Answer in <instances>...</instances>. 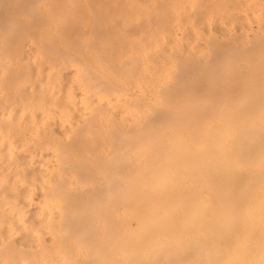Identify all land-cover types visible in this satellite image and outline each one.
I'll use <instances>...</instances> for the list:
<instances>
[{"label": "bare ground", "instance_id": "6f19581e", "mask_svg": "<svg viewBox=\"0 0 264 264\" xmlns=\"http://www.w3.org/2000/svg\"><path fill=\"white\" fill-rule=\"evenodd\" d=\"M36 1L37 0H0V60H2L3 62H10V63L13 60L18 62H22L24 60L29 62L32 60L33 62H35L34 59H32V57L33 55H37L38 53L37 54L31 53L33 55L29 54V51L27 50L28 41L29 40L33 41L34 38H36V40L40 39L38 40L40 44L37 42V44H39V48L32 46L34 45V43H36L35 40L34 43L32 41H31L32 43L29 41L32 44L30 45V47H32L33 50L35 49V53L37 52L36 48L41 49L40 47L42 45L44 46V49H42L41 54H38L37 56L39 57L41 55L40 60L41 59L44 60L42 61L43 66L40 67L37 71V78H40V81L36 82L33 85L34 88L32 89L31 97L29 98L24 95V93L26 92L25 84H27L28 77L22 74L21 69L20 70L18 69L16 71V79L19 80L17 81V88L14 91H10V92L7 91L9 93L6 99L0 101V104L3 107L2 109H0L1 110L0 111V163L11 162L9 163V165L13 164L15 166V169H13V173H18V175L22 174L24 176L32 175L34 180H38V181H40V179L43 180V182L41 181L40 183L34 182V184L40 189L39 191L33 192L30 191L32 189H30L29 187L23 186L22 189L12 192L14 195H16V193L22 194L21 198L23 197L22 198L23 201L22 199L21 201L24 204L22 202H19L18 203L19 206L18 204L15 205H17L18 207H20L21 203H22L21 205H25L24 208L26 209L28 208L27 209L28 212L24 208L22 209L18 208V209L22 211L23 209L25 210L23 213H21L24 214V217L26 214L29 213L28 216L26 215L27 217H29L28 218L29 224H31L30 222H32L35 228L37 227L38 228L33 229L32 227L33 230L27 229L30 226L28 222H26V227L21 225L20 226L21 228L25 227V230L24 228L22 230L24 232L21 231L20 236L17 235L19 236L18 238H16L15 236L16 234H15L14 236L16 238V241L14 239L13 240L16 242L15 243L16 245L15 247L14 246L12 247L11 245L14 242H11L12 244H9L10 242H8L6 243L8 244L7 245L8 248L11 247L14 248L15 251L18 250L19 252H21L20 255L22 253H25L24 256H27V258L29 257L31 258L34 255V252L36 255L37 254L36 251H38L39 254L40 252L41 254L43 252L46 254V257L44 253L43 256L41 254L39 257L37 256L38 258H35V256H33V258L36 259L37 262H35L36 260H33V258L32 259L29 258L31 263L29 262L26 263L25 261H23L24 264L25 263L36 264L38 262L40 263L41 260H43V264H208V262L212 263L211 261H214L213 264L215 263L217 264V262L219 263L221 260L223 261V262L221 261V263L225 264L224 260H226V264H227L228 258H231V260H229L228 263H230L231 261H233L234 263V260L236 261L238 257H241L238 254L241 255L244 252L243 250L241 252L240 251L241 249L239 250L240 252L236 249H233L232 248L233 244H236L238 239L241 240H239L237 243L241 244L240 242L243 241L242 239L243 236H246L244 237L246 239L248 236V239H251L250 244L246 240H245L246 242L243 241L242 243H248L247 246L251 245L249 249L247 248L248 250H245L246 247L243 248L245 246L244 244H243L244 246L239 245L245 251H247V254L246 253H244V255L242 254V259L239 258L241 259L240 262L241 263L243 262L244 264L245 260L242 261L244 256H247L248 258L246 257L245 258L247 260L250 259L249 261L255 264H257L261 259H264V240L262 239L264 238L263 237L264 228L255 227L256 225L257 226L261 225V224L259 225V222L256 221L258 217L262 218L261 216H263L264 213L262 212L263 213L262 214L261 212H259L261 216L260 215L257 216L256 214L257 219L256 221H254L257 224H255V226L253 227L256 228L257 231L261 230L260 231L261 234L260 232H258L260 235H262L260 236L258 234L259 238L253 235H252L253 237H251L250 233L252 231L255 232L256 230H254V228H248V230L246 228L245 230L244 229L245 224H240V225H243L241 226L243 227L241 229L247 231V235H245L246 233L242 234V232H240L241 230L238 229L240 225L236 224V222H238V220H236L237 218H235V220L233 218L236 216L239 217V213L245 210L247 212L246 213L244 211L246 213V216L249 218V220L250 218L252 220V218L255 216L254 215L255 212H258L255 206L258 205L260 208V205L262 204L261 207H264L263 206L264 204V135H263L264 134L263 132L264 131V109H263L264 100L263 99L264 98L261 99L264 96L263 93L264 84L263 83L261 84L262 90L260 89V86L257 87V90L260 91V94L259 92L255 93L257 95L252 94L251 96L252 98L248 97L250 98V101L249 99L246 98V100L249 102L248 104L247 101H245L244 104L232 103L233 105L232 104L231 105L233 106V111L231 110L229 111L226 108H225L226 111L223 110L224 109L223 107L227 106L228 105L227 103H229L227 100L230 99L231 97L224 98L226 94H223L224 96L223 98L226 100L224 101V99L223 100L221 99L222 100L221 102L222 104H221L219 100L220 98H222V96L220 95L221 97L219 96L220 98L218 100L217 93H220V91L221 93H224L225 91L227 92L228 90H231L230 88H232L233 90V87L237 88V90L240 88L234 86V84L230 87L227 83L223 82L225 85L221 83L223 80L220 79H222V76L225 78V75L223 74H225L226 72V70L223 67L224 66L223 64H225L226 61H228L229 57H225L226 53H223L225 56L224 55L221 56V58L223 57L221 59L219 57L220 56L219 53L218 55L217 53L214 54L213 52L216 51L218 52L219 50V48L216 45L215 48L217 47L218 49L216 51L211 52V54L213 53V55H211V58L216 59L219 57L220 59L217 60L219 61L221 60L223 61V63L221 64L220 63L221 61L218 62L217 60H215V62H217L216 64L214 62V59H208L209 61L212 60L210 63L213 62L212 64L209 63L210 67L209 69H207L208 71L200 70L203 72V73L201 72L202 77L203 76L208 77V80H204L205 77H203V79L196 78V80H198V84L195 83V86L197 84L196 87H192V86L191 88L187 87L186 82L187 79L188 82L191 81L189 80L191 75H192L191 79L194 76L193 79L194 82H195V76L196 75L200 76L199 75L200 71L197 69L198 67H200L198 64L200 55L198 54L195 53L193 54L195 55V57H197L198 55L197 58L199 59H196L198 60L197 62L193 60H192L193 62H190V60L187 59L189 61L188 62L186 59H181V62L183 60L184 63L187 62L186 66L180 62L182 64V66L179 65L180 68L181 67L184 68L182 70L178 66H176L177 64L180 63H177L176 65L175 64L172 65V66L175 65L176 68H178L180 71L179 72L178 69H174V71L177 70V72L171 71L174 72L173 75H176L175 76L176 78L171 75L170 71L168 72L164 71L163 74L159 73L158 75L159 77L157 78V76L155 75L156 74L155 72L157 70L154 71L155 74L153 76L157 78L155 79L156 81L159 80L158 81L159 83L161 82L163 83L164 79H166V75L168 76V73L170 72V76L173 77V79H175L174 82L172 80L174 85L173 84L171 85H173V87L170 85V82H168L171 81L169 80V76L167 78L168 84L166 83V80L163 84L164 85L167 84L168 87L169 85L172 88L175 87L174 90L176 91V93H174L175 92L174 91L173 94L178 95L177 92L179 94L180 93L182 94L183 92L189 91L188 92L190 93L189 96L182 94L185 97L184 96L182 97L181 95V97L178 96L172 98L170 95H168L174 101L168 100V102L166 103L164 102L160 103L162 102L161 101L162 99H160L159 102L158 99L160 98L159 95L162 94V98L165 97L163 95L164 92L163 91L160 94H158L157 92L153 93V94H158V97L157 95H155L157 97V100L155 98L153 101H151L150 98L155 97L151 93L154 91L161 92L160 90L162 89L157 90L159 86L156 88L157 84L156 81L153 79L150 80L155 81V83L153 82V84H156L155 87H153V84L152 86H150L152 81L148 86V80L149 78H152L151 76L153 74L151 70L152 67L150 66L151 63H149L148 61L151 69H148V67L144 63L145 64L144 66L147 67L146 70L150 71V74L148 72L147 75H151L150 77H148V80L146 79L147 80L146 81L144 79L146 78L145 76L143 78L140 77V74H138L139 71L138 73H136V75H139L140 79L146 82L143 83L147 85L146 86L147 89L145 87H141L142 89L139 87V89L141 90L140 93L144 95L143 93L144 88L146 89L147 92L149 91L148 89H151L152 87H153L152 89L155 88L156 89L151 92L149 91L150 94H147L148 95L147 97H146V93L145 96L137 97L136 96L138 94L137 92H136L137 94L134 96L132 95L130 96V94H128V96L126 95L125 97H120L119 95L120 93H122V91L118 92V90L122 88L120 87L121 85H123L122 83L124 82V88L125 85L126 88L127 85L131 87L132 85L130 86V84L132 83L125 84V80L121 78L120 80H122V83L119 85L118 88L117 84H119L120 82L110 78L111 79V81L109 79L110 86L111 84H115V81L118 82L116 84L118 89L115 88V90H117L116 93L117 92L119 93V95L117 93L118 95L117 97V95H115L116 93L115 94L113 93L114 91L112 92L109 91V89H111L112 86L109 88H105L108 87L107 85L109 84H107L108 80H106L107 73L105 74L103 72L106 71L104 67L107 66L108 64L107 62L109 61L106 62L104 61L103 65L101 64V66H104L103 67L104 70L103 68L101 69L103 70L102 73L105 74L104 77H106V79L103 77L102 73H100L101 71L99 70L101 69H98V67L94 66L96 65V62L94 65H92L93 63L91 62L92 64H90V62L88 61L89 63L84 62L82 65L80 63L82 60L79 61V64H77V61L80 60L78 59L76 60L75 66L71 68L72 64L74 65L73 62H75V59L74 61L73 59L70 60L71 59L70 57L72 55L71 53L73 51L79 52V49L83 46L82 44L80 45L79 43L78 44L81 47L78 46L77 44L78 40L75 43V41H72L73 38L69 39V37L71 36L68 37V35L73 34L74 31V30L72 31L73 22L75 23V25L80 24V23L76 24L77 19L76 21L71 20V22L73 21L72 23L67 22V24H71L69 25L71 31L70 30L67 31L66 28L65 29L63 28L64 30L67 31L64 32L67 33V36L63 35L64 37H68L66 38L67 39L66 41L69 42L72 41L70 44L72 45V43H74V46L76 47L75 50H73L74 48H72L73 45L71 46V48H69V50L70 49L73 50L72 52H68V50L67 52L57 50V48H59V45L58 47L55 48L54 46L55 41L50 39H53L54 37L56 38L57 35L53 36L50 39H45V40H43V38L41 40V38L38 37L42 35L41 31L39 32V30L43 29L44 31L45 29V27L41 28L40 26H43L45 23L42 22L43 24H41L40 21L41 20L43 21L44 17L43 16L40 17L38 15L40 14V12H38L37 10L40 7L45 8L50 4L48 2L49 5L46 4L45 6L44 5L40 6V2L38 3ZM208 1L210 2L212 0H208ZM44 2L47 3V1L45 0H43V2L41 3L44 4ZM99 2H100L99 0L96 2L98 6L99 4H101L99 7L101 6L103 7L105 1L104 3H99ZM167 2L169 3L168 0ZM36 3H38L40 7L35 6ZM89 3L90 2L87 1V4ZM211 4L212 2L210 3V5ZM198 5L199 4H197V6ZM74 6L76 8V5ZM94 6H96V4ZM35 7H38V9ZM91 7L87 8V10L88 9L91 10ZM168 7L170 9L171 6L169 5ZM41 10H46V9L41 8ZM73 10H71V12H73L74 15L73 13L72 14L70 13L71 19L73 18V16L74 17L76 16V18H78L80 16V15L78 16L79 10H78V14L75 13V11ZM87 10L85 9V13ZM20 11L26 12V14L24 13L25 15H29L27 14V12L30 13L31 18H29L30 16H28L29 19H27L26 21L24 20V22H22L20 18L21 19L24 18L25 15L22 14L24 16L21 17L22 15L21 14H20L21 16L19 15ZM49 11H53V10L48 9L47 11V13L51 15L52 12L49 13ZM169 11L168 13H170ZM209 11L211 12V10ZM41 12H45V11H41ZM90 12L92 13V15H94L93 14L94 12L92 11ZM161 12L163 13L164 11ZM197 12L195 14H199ZM202 12L204 14V11ZM95 13L97 16L98 12ZM100 13H101V9H100ZM47 15H45V19L50 18L48 17L49 15L48 16ZM66 15H68V12ZM70 15H68L67 17L70 18ZM158 15L160 16V14ZM110 17L113 18L112 16ZM116 17L118 19V16ZM116 17H114V20L116 19ZM162 17L167 18L164 17L163 15ZM62 18H64L63 19L64 21L65 17ZM90 18L88 15V19ZM108 18L109 16L106 17V19ZM120 18L121 17H119V19ZM24 19H26V16ZM88 19L87 17H85L82 20L86 22V20L89 21ZM97 19H98L97 21H99L100 19L102 20V18L101 17L99 18V16ZM124 19L126 18L125 17L123 18V22L124 23L127 22L124 21ZM146 19L148 20L147 17ZM169 19H167L168 22ZM174 19L176 20V18ZM178 19L179 18H177V20ZM191 19H192V24H194L195 26L196 21H194L193 18ZM95 20H93L94 23ZM101 20L99 21L100 23ZM151 20L155 21L154 19ZM164 20L162 19L165 30H167ZM186 21L187 20L185 19V22ZM65 22L66 21H64V23ZM37 23L39 24L38 26V28L40 27L39 29L36 27L38 25ZM155 23L157 22L155 21ZM159 23H157V26L161 25ZM59 24H60L59 27L61 28L62 23L60 22ZM65 24L63 25L64 27ZM103 24L101 23L100 25L99 24L96 25L97 28L98 26H100L98 32L99 34L102 28L101 26H103ZM148 24H152V23H148ZM209 24L210 23H208V26ZM91 26L89 28L92 29L96 28V26L94 27ZM115 26L117 25L115 24ZM120 26L121 25L119 24V28ZM152 26H153L152 28L155 27L154 24H152ZM181 26L179 27V29L181 28ZM49 27L51 26H48L47 28ZM143 27L144 26H141V28ZM162 27L163 24L161 25V30L163 29ZM36 28L40 33L38 34L36 32L38 34L37 35L38 38L33 37L36 35L35 34ZM54 28L57 31L58 27L56 28L55 26ZM127 28L129 29V27ZM137 28H139L140 30V25L139 27L137 26ZM197 28L199 27H196L197 30L196 33L198 32L201 33V31H203V30L198 31ZM49 29H45V30L47 31ZM63 29H61V32ZM112 29H114V26ZM121 29L124 30L123 26L121 27ZM157 29L160 28H156L155 30L156 32ZM170 29L172 30L174 28L172 27ZM170 29L168 28V30ZM94 30L92 32H94ZM131 30L134 29L132 28ZM145 30H149V29L145 28ZM190 30L191 28L189 29V31ZM52 31H54V29ZM69 31L70 34H68ZM75 31H77V28L75 29ZM78 31L81 30H79L78 28ZM210 31L207 34H210ZM47 32L45 33V35L48 34ZM116 32H118V30ZM53 33L55 34L56 32ZM64 33L62 32V34ZM112 33L115 34L114 32ZM112 33L110 31V34ZM182 33L183 32H181V34ZM49 34L51 36L50 32ZM188 34L187 37L188 39H190L189 38L190 34L189 35ZM101 35H103V32L101 33ZM199 35L202 36L206 34L204 33ZM63 36L60 35L57 38V40L62 39L64 41L65 39ZM78 36L76 38H80V36L79 37ZM98 36L96 32V36H95L96 40L99 39L97 38ZM103 36H106V34ZM103 36H101V38ZM196 36L195 38L197 40ZM209 36L211 37V35H208V37ZM207 38L205 39L206 41L208 40ZM212 38H214L215 41H217L216 39L217 35L215 37H213L212 35ZM219 38L220 36H218V40ZM100 40L101 39H99V41ZM223 40L224 37L222 38V41ZM92 41L93 43L91 42V45H95L94 39ZM58 42L60 41L58 40ZM86 42L88 43L89 40ZM198 42H196L197 47L199 44ZM212 42L213 44L215 43L214 40ZM212 42L210 43L205 42V43L206 44L209 43L208 45L210 46ZM229 42L231 41L229 40ZM223 43H225V45L227 44L226 46L227 48L228 46H230L228 45V43L225 42V40L223 41ZM182 44L184 45V43ZM213 44L211 46H213ZM110 45H112V43ZM192 45L194 44L192 43ZM67 46L70 45L68 44ZM77 46H78V50H77ZM30 47L29 49L32 50ZM189 47H191V45ZM203 47L204 46L202 45L201 48ZM223 47L225 48L224 45ZM208 48L207 50H210ZM212 48L213 47H211V49ZM224 48L223 49L220 48L221 49L220 51L223 50L227 52L226 50H224ZM105 49L101 48V50H105ZM191 49L193 48L191 47ZM165 50L168 49L165 48ZM98 51H99L98 54H100L101 51L100 50ZM112 51L114 50L112 49ZM112 51L110 49L109 53L111 52L114 54V52ZM141 51L142 50H139V53L136 51L137 58L141 57L140 55ZM170 51L172 50H169L168 52ZM79 53L82 55L81 51ZM111 53L109 55H111L112 57L116 55V52L114 55H112ZM131 53L134 55V56L131 55L133 56L132 60H134L135 52L134 53L133 51L130 52L128 56ZM52 54L54 56L60 57L59 61H61L60 59H62L61 62L63 63V65H59L57 67L55 66L57 63L53 64L56 61L53 60L51 63L52 65L50 64L47 65L50 62H46L47 64L45 65V58L47 59L46 61H48L49 57L52 59L54 57L52 56ZM205 54L207 53H204V55ZM106 55L108 54L105 53L104 57ZM125 55L129 61V59L131 58H129L127 54ZM177 55L179 54L177 53ZM204 55L202 57H204ZM149 56L150 55H148V57ZM155 56L157 57V55ZM205 56L207 59L208 54ZM86 57L83 56L82 59L85 60ZM91 57L93 58V56ZM91 57L89 56L88 60H90ZM101 57H103V55ZM109 57L108 60H110ZM124 57L125 56H123L122 58ZM180 57L184 58L185 55ZM187 57L188 56H186V58ZM63 58L67 59L65 63L66 65L64 64V61L66 59L64 60ZM118 58L119 60H116ZM118 58H116V56L115 58H113L114 62L113 60L111 61L112 62L111 64H113L112 66H115L118 61H121L119 62L121 63V65L125 63V58L123 62L121 55L120 57L118 56ZM137 58H135L136 60L134 61L138 62ZM153 58L151 57V59ZM36 59L38 60V58ZM68 60L69 62H72L71 66H67ZM132 60L130 61L132 62ZM141 60L144 61L145 57L144 58L142 57ZM159 60H163V59H159ZM59 61H57L58 64H60ZM128 61H126L125 63L127 66L129 65L130 62ZM165 61H167V59ZM105 63L106 66L104 65ZM200 63L202 64V62ZM218 63H220V65H223L221 66L223 68L219 67V69L216 70L217 68L216 65H218ZM6 64L8 65V63ZM152 64H156V62ZM158 64L159 66H161V62L157 63V65ZM132 65L134 69L130 68L131 66H128L129 68L126 69L124 67L126 72L123 71L122 72L119 71V72L125 75L127 74L128 69H130L128 71V74L129 72H131L132 69L134 70L133 73L134 75L135 72H137L135 68L137 67V64L136 66H134V64ZM54 66L57 67V69L54 68ZM119 66L120 65H118L117 68H120ZM162 66H164V64H162ZM172 66L169 67L172 68ZM207 66L205 65V67ZM165 67L167 68V66ZM139 68L140 65L138 63L137 69ZM154 69L156 68H153V70ZM223 69L225 72H221L223 71ZM147 71H144L143 69V72L145 74L147 73ZM219 71L222 73L221 74L222 76L220 75ZM214 73L215 75H213ZM160 74L162 75L163 78L165 74V78L163 79V81H162V77L160 78ZM133 75L132 77H134ZM212 75L216 76V78L217 75L220 76V77L218 76L217 80H215L217 85H219L218 84L219 82L221 83L219 87L218 86L216 87L218 88L216 89L217 91L215 92L216 94L213 95L212 93H214V91L212 92L211 90H206L207 93L210 92L208 93V95H205L206 94L205 92L203 93V95H200L199 91L200 92L203 91L204 88H208V85L211 86V84L214 82L213 79L212 81H210L211 77H213ZM125 76H129V75H125ZM10 77H12V72L8 69L5 72L1 73L2 81L6 79L9 80ZM102 77L105 80H103ZM110 77H114V76H110ZM132 77L129 78L131 79ZM119 78L120 77H117L118 80ZM127 78L128 77H126L125 79ZM139 78L137 77L136 81H140L138 80ZM135 79L136 77L134 78V80ZM218 79L220 80L219 82H217ZM112 81H114V83H111ZM231 81H235V80H231ZM131 82H133V78ZM191 82L189 83L193 85L194 83ZM203 82H205L207 85L205 83L203 84ZM225 82H227V79L225 80ZM159 83L158 85L162 84ZM134 85L132 87L138 88L136 82L134 83ZM164 85L161 86L163 89L165 87ZM204 85H206L207 87H205ZM226 85L228 86L226 87ZM114 86L112 88H114ZM132 87L128 89H133ZM95 89L96 90L98 89L99 92L101 90V93H103L102 92L103 90H106V92L104 91L102 95L101 93H98V90L96 92ZM128 89L126 90L129 91ZM208 89H214V88H208ZM252 89H256V88H252ZM135 90L136 89L134 88V91ZM140 90L137 91L139 92ZM168 90H166V92ZM240 90L236 92H243L242 90L241 91ZM245 91L246 89L244 90V92ZM108 92L111 93V96L112 93L113 96L114 95L115 96L114 97L108 96V94H106ZM124 92L123 94L125 95L126 92L125 93ZM192 92L194 93L198 92L199 95H196L198 93L193 94ZM133 93L135 94V92ZM168 93L171 94L172 91H169ZM149 95L152 96L148 98ZM261 95L262 97L259 98V96ZM242 96L241 98L242 100H244ZM253 96L254 97L257 96V97L253 98ZM167 98L169 99V97ZM251 99H256V100H252L251 102ZM261 100H263L262 106H260ZM215 107L217 108V110H215L216 109ZM226 114H230V117L226 120L225 124L223 122H222L223 124L221 123L224 126L220 128L213 127L214 123H216L218 119L223 120L224 118H227L229 116ZM214 116L218 117L216 118L217 119L216 121L213 119ZM216 125L218 124H215V126ZM260 133L262 137L260 136L258 137ZM252 139L255 140L252 141ZM1 164L0 166L5 168V166ZM7 167H6L7 171L3 169L5 170L4 172L7 173H4L3 170H0V172L2 171L4 173V174L2 173L3 176L5 174L6 175L9 174L7 176L12 175L11 174L12 170L10 169V173H9L8 172L9 168ZM0 178H4V177H2V175L0 174ZM45 178H48L47 183L44 180ZM1 183H4V181L3 182L1 181ZM4 186L6 187L7 185L5 184ZM22 192H27L28 194L25 193V196H23L24 193ZM1 194L3 195V193ZM26 195H28L27 198H25ZM1 198L5 199L6 197H1ZM3 204H5V202ZM1 206L2 207H0V209L2 208L1 210H3V207L5 205L4 206L1 205ZM7 206L10 207L11 205L7 204ZM250 210L252 211V213L249 212ZM262 210H264V208ZM14 211L12 212L14 213ZM150 211L152 212V214ZM20 212L21 211H19L18 215L20 214ZM244 212L240 213V218L241 215L243 218ZM248 212L250 217L247 215ZM2 214L3 213H1L0 215ZM21 214L20 216H23ZM252 214L253 217H251ZM246 216H245L246 220L244 218L243 219L241 218L239 220H242V222L244 220L246 222L249 221ZM14 217L16 218V216ZM21 218L20 220H18V223H20L19 221H22L24 219L23 218L21 220ZM174 218H176V220H173ZM4 219H6V216ZM25 221H27L26 217L25 220L22 222L25 223ZM260 221L264 222L263 220ZM5 223L3 221V224ZM13 223L16 222L13 221ZM247 225L245 226L248 227ZM252 225L250 226L249 224V227H252ZM4 227L5 226L3 225V229ZM10 231L12 232V230ZM254 232H252V234H254ZM237 233L239 234L241 233L240 235L242 236V238H238ZM44 235L45 237H43ZM5 239H3V241ZM234 241L235 243H233ZM2 244L0 243V245ZM238 244L235 245V247L236 246L239 247ZM32 247H35L36 249L33 250L31 249ZM3 248L6 249V247L4 246L2 247V249ZM4 251L1 252L4 254ZM6 251L4 256L2 255V257H5V255L6 257H9V255L7 256L6 254ZM230 254L234 255L235 259H233L232 258L233 256L231 257ZM236 254H237V258L235 256ZM10 255H14V254L11 253ZM24 256H23L24 259L22 258V255H21L22 259L20 257L19 258L21 260H26ZM41 256L45 258L41 259L40 258ZM14 257L16 258L17 256L15 255ZM9 258H11V256ZM12 259L14 258L12 257ZM17 259L18 257L16 258V260ZM39 259L40 261H38ZM258 259L260 260L258 261ZM18 260L15 263L18 264V262L21 261ZM31 260H33L34 263ZM238 261L239 260H237L236 262ZM263 261L264 260H261L260 262ZM7 262L9 263V261ZM240 262L236 264H240ZM248 262L247 264H252L251 262L249 263ZM15 263L12 262L10 264H15ZM262 264H264V262Z\"/></svg>", "mask_w": 264, "mask_h": 264}, {"label": "rangeland", "instance_id": "374dc122", "mask_svg": "<svg viewBox=\"0 0 264 264\" xmlns=\"http://www.w3.org/2000/svg\"><path fill=\"white\" fill-rule=\"evenodd\" d=\"M45 1H47V3L46 2H44V4L43 3H41V2H43V0H37L36 2H40V6H45L46 4L47 5H51V7H50V5L49 6H46L45 8H43V7H40L39 6V4L38 3H36L35 4V6H38V7H40L39 9H38V7H35V8H37L36 10L38 11V12H40V14H38L40 17L41 16H43L44 17V20H46L47 21V19H48V21H47V23H46V21H40L41 22V24H43V23H45L43 26H40L41 28H44L45 27V29H54V31H52V30H45L44 29V31H43V29L41 30H39V32L41 31V34L43 35H40V36H42V37H40V36H38L39 38H41V40H42V38H43V40H45V39H50V38H52L53 36H56V38L54 37L53 39H50V40H53V41H55L54 42V46H55V48L56 47H58V45H59V48H57V50H59V51H65V52H67V50H68V52H72L73 50H75V46H74V43H72V45L74 46H72L70 43L72 42V41H75V43H76V41L78 40V42H77V44L79 43L80 45L82 44L83 46L81 47L79 44H78V46H80L81 48V50L79 49V52L81 51V53H82V55L79 53V52H72L71 54V59L70 60H72L73 59V61H74V59H75V62H73L74 63V65L72 64V62H69V60H68V62H67V66H71V64H72V67L71 68H73V66H75V64H76V60H78V59H80V60H78L77 61V64H79V61H81L80 63L83 65V63L84 62H86V63H89L90 62V64H92V65H94L95 64V62H96V65H94L95 67H98V69H101V68H103L104 66H101V64L103 65V63H104V61L106 62V61H109V62H107L108 64H107V66H106V63L104 64L106 67H104L105 68V70L106 71H104L103 73H109L108 75L106 74V77H107V79H106V77H104L105 76V74H103L102 73V71L104 70V68H103V70L101 69V70H99V71H101L100 73H102V75H103V77L106 79V80H108V82H107V84H109V85H107L108 87H105V88H109V87H113L114 85V88H112L111 87V89H109V91H114L113 93L115 94L116 93V91L117 90H115V88L116 89H118L119 88V85L122 83V80H120L121 78H123L124 80H125V84H128V83H132V84H130V86L132 85H134V83L136 82V85L138 86V88H136V87H132L133 89H128V88H131V87H129L128 85H127V88H126V85H125V88L126 89H128L129 91H127L125 88H124V82L122 83L123 85H121L120 87H122V88H120V90H118V92L120 91H122V93H120V95H119V93H118V95L120 96V97H125L126 95L128 96V94H130V96L132 95V96H134V95H136L137 93V97H139V96H145V93H146V97L148 96L147 94H150V92L151 91H153V90H155L158 86H159V88H157V90L159 89H162V90H160L161 92H158V91H154V92H152L151 94H153V93H158V94H160V93H162L163 91L165 92H163V95L165 96H163L164 98H162V94L161 95H159L160 96V98H158L159 99V102H160V99H162L161 101L162 102H160V103H166V102H168V100H173V99H171L170 98V96L172 97V98H174V97H178V96H180L181 97V95L182 94H184V95H190V93H188V92H183L182 94L180 93H178L177 92V94L178 95H176V94H173V92L175 91L174 89H175V87L174 88H172L173 87V85H174V81H175V79H173V77H171L170 76V72L171 71H174V69H178V68H176V66H178L179 68H180V66L179 65H181L182 66V64L181 63H183L185 66H186V64H187V62L186 63H184V60L181 62V59H189L190 60V62H193V61H198V60H196V59H199V58H197L198 57V55H200L199 57H200V59H199V61H198V64H199V66L201 67H198L197 69L200 71V70H202V71H205V70H207V69H209V65L210 64H212V63H210L211 61H209L208 59H214V62H215V60H217V59H220L221 58V56H223L224 54L223 53H226V56L225 57H229V59H228V61H226V63L225 64H223V65H220V63L222 64L223 63V61H219V60H217L218 62H220V63H218V65H216V70L217 69H219V67H221V66H223L224 67V69L226 70V72L224 71V69H223V71H221V72H225V74H223V75H225V78L227 79V82H225V78L221 75L222 73L220 72V75L222 76V79H220V80H223L221 83L222 84H224V83H227L230 87L234 84V86H236V87H239L243 92H236V91H238V90H240V89H238L237 90V88H235V87H233V90H235V91H233L232 90V88H230L231 90H228L227 92L225 91L224 93H221V91H220V93H217V97H218V100H219V98L222 96V98H220V103L222 102V100L224 99V98H228V97H231L230 99H228L227 101L229 102V103H227L226 105L227 106H225V107H223V108H220V109H223V110H225V108L227 109V110H231V111H233V104L232 103H234V104H239V103H243L244 104V102L245 101H247L246 100V98L247 99H249V101H250V98H248V97H251L252 96V94H255L256 92L258 93L259 92V94H260V91H258L257 90V87L258 86H260V89L262 88V83L264 84V0H212V1H208L207 0V2H206V0H168L169 1V3L167 2V0H160V2H159V0H99L100 2L99 3H104V1H105V4H103V7L101 8V7H99L101 4H99V6H98V4L96 3L98 0H87L88 2H90L89 4H87V1L86 0H45ZM103 1V2H102ZM163 3H162V2ZM48 2H49V4H48ZM51 2V3H50ZM172 2V3H171ZM212 2V4L210 5V3ZM171 3V4H170ZM202 3H204L205 5H208V6H205L204 4H202ZM96 4V6H94ZM162 4V5H161ZM197 4H199L198 6H197ZM201 4V5H200ZM74 5H76V8H75V6ZM106 5V6H105ZM171 6L170 7V9H169V7L168 6ZM203 5V6H202ZM78 6V7H77ZM92 6V7H91ZM94 6V7H93ZM161 6H163V7H161ZM202 6V7H201ZM205 6V7H204ZM91 7V10L90 9H88L87 10V8H90ZM41 8L42 9H46V10H41ZM94 8V9H93ZM97 8V9H96ZM103 8H104V10H103ZM48 9L50 10V9H52L53 11H49V13H51V15L50 14H48L47 13V11H48ZM73 9H76V10H73ZM85 9L87 10L86 11V13H85ZM100 9H101V13H100ZM172 9V10H171ZM23 10V9H22ZM71 10H73V11H75V13H77L78 14V10H79V14H78V16L80 15L81 17H83V18H85V17H87V19H88V15H89V18H90V16L92 15V13L90 12V11H92V12H94L93 14L94 15H92L91 16V20L90 19H88L89 21H87L86 20V22H84L82 19L83 18H81L80 16V18L78 17V18H76V16L74 17L73 16V18L71 19V15H70V13L72 14L73 12H71ZM95 10V11H94ZM169 10H171V11H169L170 13H171V15H170V13H168V11ZM207 10V11H206ZM209 10H211V12L209 11ZM37 11H36V13H37ZM41 11H45V12H41ZM161 11H164L163 13L161 12ZM194 11H198L197 13H199V14H195L196 12H194ZM202 11H204V14H203V12ZM67 12H68V15H70V18L69 17H67L68 15H66L67 14ZM85 14H84V13ZM89 12V13H88ZM95 12H98L97 13V16H96V13ZM209 12V13H208ZM26 14V12H23V11H20L19 12V15L21 14ZM82 15H81V14ZM154 13V14H153ZM165 13V14H164ZM208 13V14H207ZM24 14V15H25ZM27 14H29V15H25L26 16V19H24L25 18V16L24 15H20L21 17H23L24 16V18H20V16H19V18H20V20L22 21V22H24V20L26 21L27 19H29V18H31V15H30V13H28L27 12ZM49 16H48V15ZM52 14H53V16H52ZM104 14V15H103ZM106 14H107V16H109V18L108 19H106ZM157 14V15H156ZM158 14H160V16H161V19H160V16L158 15ZM164 16V17H167V18H163L162 17V15ZM169 14V15H168ZM207 14V15H206ZM211 14V15H210ZM45 15H47L48 17H50V18H47V19H45ZM73 15H74V13H73ZM83 15H85V16H83ZM150 15V16H149ZM151 15H152V17H151ZM193 17H192V16ZM197 15H199V16H197ZM203 15H205V16H203ZM209 15V16H208ZM28 16H30L29 18H28ZM98 16H99V18L101 17L102 18V20H101V23L103 24V26H101L102 28H101V30H100V34L98 33L99 32V28H100V26H98V28H97V24H101L99 21H97L98 19ZM106 16V17H105ZM110 16H112L113 18H111ZM116 16H118V19H117V17ZM170 16V17H169ZM177 16H179V17H177ZM51 17H52V20H51ZM62 17H65V20L64 21H66L65 23H64V21H63V19L64 18H62ZM93 17H95L96 18V20H95V18H93ZM114 17H116V19L114 20ZM119 17H121L120 19L122 20H120L119 19ZM126 18V19H124V21H127V22H123V18ZM146 17L148 18V20L146 19ZM149 17H151V18H149ZM184 17V18H183ZM207 18V20H206V18ZM104 18V19H103ZM156 18V19H155ZM170 18V19H169ZM173 20H172V19ZM174 18H176V20L174 19ZM177 18H179L178 20H177ZM181 18V19H180ZM183 18V19H182ZM191 18H193L194 19V21H196V23H195V26L196 27H199V28H197L198 29V31H201V30H203V31H201V33L200 32H198V33H196L197 32V30H196V27L194 26V24H192V19ZM43 19V18H42ZM69 19H70V21H69ZM76 19H77V22H76V24H78V23H80V24H78V25H75V23L73 22V21H76ZM151 19H154L157 23H159V24H163V29L161 30V25H159V26H157V23H155V21H153V20H151ZM162 19L164 20V19H169V22H168V20L166 21V20H164L165 21V26L167 27L166 29L167 30H165V27H164V23H163V21H162ZM185 19L187 20L186 22H185ZM200 19V20H199ZM210 21H209V20ZM71 20H73L72 22H73V28H72V31H73V34H70V31H71V28H69V25H71V24H67V22L69 23H72L71 22ZM85 20V19H84ZM93 20H95V23L96 22H99V23H94L93 22ZM108 20V21H107ZM110 20V21H109ZM113 20V21H112ZM118 20V21H117ZM120 20V21H119ZM159 20V21H158ZM182 20V21H181ZM201 20H202V22H201ZM205 20V21H204ZM52 21V22H51ZM147 21V22H146ZM206 22V23H204V22ZM39 22V23H40ZM43 22V23H42ZM58 22V23H57ZM62 23V26L65 24V27L63 26H61V28L59 27L60 26V24L59 23ZM93 22V23H92ZM115 22H117V23H115ZM119 22V23H118ZM121 22V23H120ZM167 22V23H166ZM201 22V23H200ZM84 23H86V24H84ZM105 23H106V26H105ZM108 23V24H107ZM140 23V24H139ZM148 23H152V24H154V28H152L153 26H152V24H148ZM171 23V24H170ZM184 23V24H183ZM208 23H210L209 24V26H208ZM212 23V24H211ZM38 24V23H37ZM40 24V25H41ZM57 24V25H56ZM93 24V25H92ZM110 24H111V27H110ZM115 24L117 25V26H115ZM119 24L121 25L120 26V28H119ZM123 24V25H122ZM125 24V25H124ZM127 24V25H126ZM168 24V25H167ZM179 24H180V26H181V28L179 29ZM185 24H186V26H185ZM198 24H200V25H198ZM204 24V25H203ZM75 25V26H74ZM85 25H86V27H85ZM96 26V28H89L90 26ZM114 26V29H112L113 28V26ZM129 25V26H128ZM139 25H140V30H139V28H137V26L139 27ZM148 25V26H147ZM170 25H171V27H170ZM172 25H174V26H172ZM190 25V26H189ZM192 25V26H191ZM206 25H207V27H206ZM38 26H39V24L36 26L37 28H38ZM48 26H51V27H49V28H47ZM56 26V28L58 27V29H57V31L55 30V28L54 27ZM79 26V27H78ZM91 26V27H92ZM105 26V27H104ZM123 26V29L124 30H122L121 29V27ZM129 27V29L131 28H133L134 30H129L127 27ZM141 26H144L143 28H141ZM148 28H147V27ZM186 27V29H185V27ZM188 26H189V28H188ZM194 26V27H193ZM39 27V28H40ZM107 27V28H106ZM108 27H109V29H111V30H109L108 29ZM117 27V28H116ZM124 27H126V28H124ZM174 28V29H170V28ZM178 27V28H177ZM210 27V28H209ZM35 29V36H33V37H37V35L38 34H40L39 32H38V29ZM66 28V30L68 31V30H70L69 31V33L68 34H70V35H68V37L69 36H71V37H69V39H72L73 38V40L71 41V42H69V41H66L67 39L66 38H68V37H64L63 35H65V36H67V33H64L66 30H64V29ZM67 28H69V29H67ZM77 28V31H78V28H79V30H81V31H75V29ZM106 29V31H107V33H106V31H105V29ZM145 28L146 29H149V30H145ZM152 28V29H151ZM156 28H160V29H157V32L155 31L156 30ZM168 28L170 29V30H168ZM183 28V29H182ZM188 28V29H187ZM191 28V30L189 31V29ZM203 28V29H202ZM61 29H63L62 30V32L64 33V34H62V32H61ZM91 29V30H90ZM96 30V32H97V38H99V39H101L100 41H99V39H97L98 40V42H97V40L95 39L96 37V32H95V30ZM104 29V30H103ZM120 29V30H119ZM129 31H128V30ZM136 29V30H135ZM193 29V30H192ZM37 30V31H36ZM94 30V32H92ZM98 30V31H97ZM118 30V32H116V31ZM122 30V31H121ZM153 30V31H152ZM161 30V31H160ZM163 30H165V31H163ZM186 30V31H185ZM211 30V31H210ZM44 32V34H43V32ZM66 31V32H67ZM105 31V32H104ZM110 31H111V33L112 32H114L115 34H110ZM148 31V32H147ZM150 31V32H149ZM155 31V32H154ZM169 31V32H168ZM210 31V34H207L208 32ZM212 31H214V32H212ZM38 34H37V33ZM48 33V34H46L45 35V33ZM49 32L51 33V36H50V34H49ZM53 32H56L55 34L53 33ZM75 32V33H74ZM80 32V33H79ZM103 32V35H105L106 34V36H103V35H101V33ZM181 32H183L182 34H181ZM186 32V33H185ZM197 35H199V34H206V35H202V36H196L194 33ZM82 33V34H81ZM190 35H189V34ZM213 33H215V34H213ZM75 34V35H74ZM78 34H79V36H80V38H81V40H80V38H76L77 36H78ZM81 34V35H80ZM110 34V35H109ZM187 34L189 35V38L191 39H188V37H187ZM191 34H193V35H191ZM50 37H49V36ZM60 35H62L63 37H64V41L62 40V39H58L60 42H58V40H57V38L60 36ZM72 35H73V37H72ZM77 35V36H76ZM95 35V36H94ZM183 35H184V37H183ZM208 35H211V37L209 36L208 37ZM212 35H213V37H215L216 35H217V41H215V39L214 38H212ZM215 35V36H214ZM75 36V37H74ZM78 36V37H79ZM101 36H103L102 38H101ZM195 36L197 37V40H196V38H195ZM204 36V37H203ZM205 36H207V37H205ZM218 36H220V38H219V40H218ZM37 37V38H38ZM62 37V38H63ZM91 37V38H90ZM201 37V38H200ZM224 37V40H225V42L226 43H228L229 42V40L232 42H229L228 43V45H230V46H228V48L226 47L227 46V44L225 45V43H223V41H222V38ZM61 38V37H60ZM75 38V39H74ZM193 38V39H192ZM208 39L207 41L205 40V39ZM210 38H211V40H210ZM227 39V41H226V39ZM94 39V43H95V40H96V43H95V45H91V42L93 43V41L92 40ZM104 39V40H103ZM183 39V40H182ZM214 40V44H213V40ZM34 40L36 41V43H34ZM34 40L32 41L33 43H34V45H32L29 41H28V43H27V46H28V48H27V50L29 51V54L30 55H33V54H41V52H42V49H44V46L42 45H40L41 47V49H37V48H39V44H40V42L38 41V40H40V39H37L36 40V38H34ZM62 40V41H61ZM80 40V41H79ZM85 40V41H84ZM89 40V44L86 42V41H88ZM111 40H112V42H111ZM182 41V42H181ZM193 41V42H192ZM198 41H200V42H198ZM207 43V42H212L211 44H210V46L213 44V46H211V47H213L214 48V50H213V48L211 49V47L208 45V44H206L205 42ZM37 42L39 43V44H37ZM67 42V43H66ZM117 42V43H116ZM196 42H198L199 44H198V47H197V43ZM202 42H203V44H202ZM221 42V43H220ZM59 43V44H58ZM64 43H66V44H64ZM98 43V44H97ZM112 43V45H110V44ZM114 43V44H113ZM182 43H184V45L182 44ZM192 43L194 44V45H192ZM218 43V44H217ZM220 43V44H219ZM222 43H223V45L225 46V48L223 47V45H222ZM37 44V45H36ZM70 45V46H67V45ZM76 44V45H77ZM205 44H206V46H205ZM30 45H32L33 47H37L36 48V53H35V49L33 50L32 49V47H30ZM36 45V46H35ZM62 45V46H61ZM97 45V46H96ZM110 47H109V46ZM114 45V46H113ZM191 45V47L194 49H191V47H189V46ZM196 45V46H195ZM200 45V46H199ZM204 46L203 48H201V46ZM217 45V47L219 48V50H218V52L216 51L218 48L216 47L215 48V46ZM71 46H72V48H74L73 50L72 49H70L69 50V48H71ZM78 46H77V50H78ZM195 46V47H194ZM221 46V47H220ZM29 47L32 49V50H30L29 49ZM43 47V48H42ZM94 47H95V49H94ZM103 48V49H105V50H101V48ZM181 47V48H180ZM187 47H189V48H187ZM196 47H197V49H196ZM209 47V48H208ZM62 48V49H61ZM86 48V49H85ZM93 48V49H92ZM120 48V49H119ZM165 48L166 49H168V50H165ZM185 48V49H184ZM207 48L208 49H210V50H207ZM223 49L224 48V50H226L227 52H225V51H220L221 49ZM92 49V50H91ZM110 49H111V51H112V49L114 50V51H112V52H114V54H115V52H116V55H114L113 53H111L112 55H114L113 57L111 56V55H109L110 53H109V51H110ZM118 49H119V51H118ZM138 49V50H137ZM164 49V50H163ZM176 49H177V51H176ZM179 49V50H178ZM203 51H202V50ZM240 49H241V51H240ZM87 50V51H86ZM98 50H100L101 52H100V54H98L99 53V51ZM107 50V51H106ZM109 50V51H108ZM139 50H142L141 52H140V55H141V57H136L137 55V53H136V51L139 53ZM144 50V51H143ZM169 50H172V51H170V52H168ZM190 50V51H189ZM198 50V51H197ZM206 50V51H205ZM86 51V52H85ZM106 51V52H105ZM133 51V53L135 52V58H137L138 60V62H136V61H134V60H136L135 58H134V60H132L133 59V54L131 53L129 56H128V54L130 53V52H132ZM167 51V52H166ZM174 51V52H173ZM180 51V52H179ZM184 51V52H183ZM194 51V52H193ZM195 51H197V52H195ZM213 51H216V52H213ZM88 52V53H87ZM142 52H143V54H142ZM156 52V53H155ZM165 52V53H164ZM171 52H173V53H171ZM185 52H187V53H185ZM192 52V53H191ZM211 52H213L214 54L215 53H217V55H218V53H219V57L218 58H211V55H213V53L211 54ZM222 52V53H221ZM31 53H33V54H31ZM79 53V54H78ZM105 53L106 54H108V55H106L105 57H104V55H105ZM127 54V56L129 57V58H131V59H129V61L130 60H132V62L130 61H128V58H126V55L125 54ZM154 53H155V55H157V57L154 55ZM175 53V54H174ZM177 53L180 55V56H184L185 55V57L183 58H181L179 55H177ZM183 53V54H182ZM198 54L197 55V57H195V55H193V54ZM204 55V53H207L208 54V58L206 59V56L205 55H207V54H205L204 55V57H202L203 55ZM221 53V54H220ZM38 54L37 55H33V57H32V59H34V61L35 62H33L32 60L31 61H26V60H24V61H22V62H18V61H15V60H13L11 63L10 62H3L2 60H0V101L1 100H4V99H6V97H7V95H8V93L10 92V91H14L16 88H17V81H19L18 79H16V71L19 69H21L22 70V74L24 75V76H26V77H28V80H27V84H25V86H26V92L24 93V95L25 96H27V97H31V95H32V89L34 88V84L36 83V82H38V81H40V78H37V71H38V69L40 68V67H42L43 66V62L42 61H44L43 59H41L40 60V57H41V55L39 56V57H37L38 56ZM77 56H76V55ZM88 54V55H87ZM92 54V55H91ZM123 54V55H122ZM152 54H153V56H152ZM164 54V55H163ZM167 54V55H166ZM170 54V55H169ZM173 54V55H172ZM79 55H81V56H79ZM86 55H87V57H86ZM103 55V57H101ZM120 57V55H121V58L123 57V56H125L124 58H125V63H126V61H128L129 62V65L128 66H131L130 68H132V69H134V67H132L133 65L132 64H134V66H136V64H137V67H135L136 68V71L137 72H135V74L133 75V73H134V70H132L131 69V72H129V74H128V71L130 70V69H128V71H127V74H125V75H129V76H125V75H123V73H120V72H126V68H129L125 63H123L122 65H124V66H122L121 65V63H119V62H121V61H116V60H119V58H118V56ZM131 55H133V56H131ZM140 55H138V56H140ZM144 55V56H143ZM148 55H150L149 57H148ZM166 55V56H165ZM229 55V56H228ZM233 55V56H232ZM241 55V56H240ZM52 56H54L53 54H52ZM74 56V57H73ZM83 56L84 57H86L85 58V60H83L82 58H83ZM89 56L91 57V56H93V58L91 57L90 58V60H88L89 59ZM97 56V57H96ZM115 56H116V58H118V59H116L115 61L117 62V64L116 63H114V64H116L115 66H112L113 64H111L112 62V60H113V58H115ZM186 56H188L187 58H186ZM194 56V57H193ZM235 56V57H234ZM58 56H54L52 59L49 57V59H48V61H46L47 59L45 58V65L47 64L46 62H50V63H48L47 65H52L51 63H52V60L53 61H56V62H54L53 64H56L55 66H59V65H63V63L61 62L62 61V59H60L61 61H59V58L60 57H58ZM76 57V58H75ZM108 57H109V59L110 60H108ZM144 58L145 57V60L144 61H142L141 60V58ZM151 57L153 58V59H151ZM163 57V58H162ZM170 57V58H169ZM172 57H174V58H172ZM175 57H176V59H175ZM180 57V58H179ZM190 57H191V59H190ZM202 57V58H201ZM212 57H215V56H212ZM36 58H38V60L36 59ZM55 58H56V60H55ZM101 58V59H100ZM103 58V59H102ZM124 58H122V61L124 62ZM140 58V59H139ZM172 58V59H171ZM194 58V59H193ZM223 58V57H222ZM221 58V59H222ZM37 61H36V60ZM64 60L66 59V58H63ZM105 59V60H104ZM127 59V60H126ZM147 59V60H146ZM159 59H163V60H159ZM167 59V61H165ZM170 59V60H169ZM202 59H204V60H202ZM226 59V58H225ZM92 60V61H91ZM94 60V61H93ZM98 60V61H97ZM100 60H102V61H100ZM152 60V61H151ZM155 60V61H154ZM171 60H172V62H171ZM176 60V61H175ZM178 60V61H177ZM193 60V61H192ZM202 60V61H201ZM208 60V61H207ZM227 60V59H226ZM57 61H59V63L60 64H58V62ZM66 61H67V59L64 61V64L66 63ZM89 61V62H88ZM148 61H149V63H151V65L148 63ZM151 61V62H150ZM154 61V62H153ZM188 61V60H187ZM207 63H205V62ZM92 62V63H91ZM100 62H102V63H100ZM113 62H114V60H113ZM127 62V63H128ZM156 62V64H152V63H155ZM161 62V66H159V64L157 65V63H160ZM163 62V63H162ZM168 62V63H167ZM176 62V63H175ZM181 62V63H180ZM189 62V61H188ZM200 62H202V64L200 63ZM6 63H8V65L6 64ZM62 63V64H61ZM85 63V64H86ZM138 63H139V65H140V68L139 69H137L138 68ZM141 63H142V65H141ZM146 64V66L148 67V69H151V67H152V76L151 75H147L148 74V72H149V74H150V71L148 70H146L147 69V67L146 66H144L145 64ZM147 63H148V65H147ZM177 63H180V64H177ZM210 63V64H209ZM216 64H217V62H215ZM100 66H99V65ZM111 64V65H110ZM162 64H164V66H162ZM172 66L173 64H177L176 66H175V68H174V66H172V68H170L169 66ZM189 64V63H188ZM202 66H201V65ZM227 64V65H226ZM66 65V64H65ZM118 65H120L119 67L121 68H117V66ZM151 67H150V66ZM153 65V66H152ZM205 65L207 66V67H205ZM220 65V66H219ZM54 66V68H56L57 69V67H55ZM77 66V65H76ZM123 68H122V67ZM142 66H144V67H142ZM155 66V67H154ZM165 66H167V68L165 67ZM100 67V68H99ZM110 67V68H109ZM124 67H125V69H124ZM146 67V68H145ZM160 67H162V68H160ZM184 67V66H183ZM223 67H221V68H223ZM142 68V69H141ZM153 68H156V69H154L153 70ZM160 68V69H159ZM166 68V69H165ZM200 68V69H199ZM10 70L11 72H12V77H10V79L9 80H3L2 81V78H1V73L2 72H5L6 70ZM15 71H14V70ZM114 69V70H113ZM141 69V70H140ZM143 69H144V71H147V73L145 74L144 72H143ZM162 69H165V70H162ZM169 69V70H168ZM171 69V70H170ZM181 70L182 69H184V68H180ZM125 70V71H124ZM157 70V71H156ZM222 70V69H221ZM120 71V72H119ZM138 71H139V73H138ZM143 72V74H142V72ZM154 71H156L155 73H154ZM159 71V72H158ZM164 71L166 72H168V71H170L169 73H168V76H169V80H171V81H168L167 80V78H168V76L166 75V79H164L165 78V74H167V73H165L164 74V78L162 77V75L161 74H163L164 73ZM178 71H179V69H178ZM199 71H198V73H199ZM202 71H200V76H198V75H196L195 76V82H194V76L192 77V79H191V76H190V78H189V80H191L194 84L193 85H191L189 82H191V81H189L188 82V79H187V82H186V86L187 87H190L191 88V86L192 87H196L197 86V84H198V80H196V78L197 79H203V77H205V76H203L202 77ZM208 71V70H207ZM206 71V72H207ZM118 72V73H117ZM174 72H177V70H175ZM174 72H171V75L172 76H176V75H173V73ZM180 72V71H179ZM202 72V73H201ZM116 73V74H115ZM121 75H120V74ZM136 73H138V74H140V77H146V78H144L145 80L147 79L148 80V77H152V78H149V80L150 79H153V80H155V79H157L159 76V73H161L160 74V78L162 77V81H163V79H164V82H165V80H166V83L168 84V82H170V85L171 84H173V85H169V87L167 86V84H163L162 82V84L166 87H164V89L161 87V86H163L161 83H159L158 81H156V84H157V86H156V88L155 89H152L153 87H155V85L156 84H153V82L155 83V81H153V80H148V86L150 85V83H151V81H152V83H151V85L150 86H152V84H153V87L151 88V89H148L149 91L147 92L146 91V89H147V85L146 84H144L143 82H145L144 80H142V79H140L139 78V75H136ZM216 73V72H215ZM215 73L213 74V75H215ZM131 74V75H130ZM156 75L157 76V78L156 77H154L153 75ZM176 74V73H175ZM217 74H219V73H217ZM132 75L134 76V77H132ZM143 75V76H142ZM147 75V76H146ZM212 75V76H213ZM110 76H114V77H110ZM218 76L219 75H217V78H218ZM102 77V79L103 80H105L104 78ZM109 77V78H108ZM117 77H120L119 78V80L117 79ZM126 77H132L133 78V82H131V80H132V78L129 80L128 78L127 79H125ZM136 77V79L134 80V78ZM137 77L139 78L138 80H140V81H136L137 80ZM171 77V78H170ZM214 77V78H213ZM213 77H211V80H210V78H209V80L210 81H212V79H213V85L211 84V86L210 85H208V88H214V89H208V88H204V90L203 91H199V93H200V95H203V93L205 92L206 94L205 95H208V93H210V92H208L207 93V91L206 90H211L212 92L214 91V93H212L213 95L214 94H216L215 92H217L216 91V89H218V88H216L217 86L219 87L220 85H221V83L219 82L220 80L218 79V81L217 82H219L218 84L219 85H217V83L215 82V80H217V78H216V76H213ZM220 77V76H219ZM113 79V80H116V81H119L120 83L119 84H117L118 82H116L115 81V84H111V86H110V81H111V79ZM116 78V79H115ZM176 78V77H175ZM109 79H110V81H109ZM123 80V81H124ZM142 80V81H141ZM146 80V81H147ZM172 80H173V82H172ZM204 80H208V77H205L204 78ZM231 80H235V81H231ZM127 81H129V82H127ZM168 81V82H167ZM127 82V83H126ZM138 82V83H137ZM191 82V83H192ZM205 82H207V81H205ZM205 82H203V84L205 83ZM209 82V81H208ZM224 82V83H223ZM238 82H239V84H238ZM111 83H114V81H112ZM139 83H140V85H139ZM146 83V82H145ZM158 83L159 84H161V85H158ZM190 85H189V84ZM195 83H197L196 84V86H195ZM211 83V82H210ZM116 84H117V86H118V88H117V86H116ZM206 84V83H205ZM209 84V83H208ZM207 85V84H206ZM206 85H204L205 87H207ZM225 85V84H224ZM228 85H226V87L228 86ZM135 86V85H134ZM139 87L141 88V87H145L144 88V90H143V93H144V95L143 94H141L140 92H141V90L139 89ZM161 87V88H160ZM222 87H223V85H222ZM221 87V88H222ZM225 87V88H226ZM245 90L246 89V91L244 92V90L242 89V88ZM134 88L136 89L135 91H134ZM150 88V87H149ZM172 88V89H171ZM224 88V89H225ZM228 88V89H229ZM235 88V89H234ZM249 88H251V89H249ZM252 88H256V89H252ZM263 88H264V86H263ZM112 89H114V90H112ZM142 89V88H141ZM168 89H171V90H168ZM259 89V90H260ZM98 90V89H97ZM97 90L95 89V91L97 92ZM133 90V91H132ZM137 90H140L139 92L137 91ZM166 90H168L167 92H166ZM240 90V91H241ZM249 90V91H248ZM252 92H251V91ZM262 90V89H261ZM264 90V89H263ZM7 91H9V92H7ZM104 91L106 92V90H103L102 92L104 93ZM108 91V90H107ZM126 92V94L124 95L123 94V92ZM145 91V92H144ZM169 91H172V93L170 94V93H168ZM124 92V93H125ZM131 92V93H130ZM133 92H135V94L133 93ZM137 92V93H136ZM254 92V93H253ZM98 93H101V90H100V92H99V90H98ZM103 93H101L102 95H103ZM113 93H112V96H113ZM117 93L115 94V95H117ZM174 93H176V91L174 92ZM188 93V94H187ZM193 94H196V93H198V92H192ZM199 93L198 94H196V95H199ZM263 93H264V91H263ZM106 94H108V96H111V93L110 92H108V93H106ZM158 94H153L154 96L155 95H157V97H158ZM166 94V95H165ZM173 94V95H172ZM219 94V95H218ZM223 94H226V96L224 97L223 96ZM243 96H242V95ZM250 96H249V95ZM258 94V95H259ZM105 95V94H104ZM114 95V96H115ZM118 95H117V97H118ZM122 95H124V96H122ZM168 95H170V96H168ZM184 95H182V97L184 96ZM210 95V94H209ZM221 95V96H220ZM240 95V96H239ZM255 95H257V94H255ZM111 96V97H112ZM113 96V97H114ZM150 96H152V95H149V97L148 98H150ZM211 96V95H210ZM220 96V97H219ZM233 96V97H232ZM235 96V97H234ZM241 96L243 97V99L244 100H242V98H241ZM245 96V97H244ZM247 96V97H246ZM157 97L155 96V97H151L150 99H151V101H153L155 98H156V100H157ZM167 97H169V99L167 98ZM185 97V96H184ZM224 97V98H223ZM238 97V98H237ZM257 96H253V98H256ZM262 97V95L261 96H259V98H261ZM153 98V99H152ZM167 98V99H166ZM233 98H234V101H233ZM241 98V99H240ZM252 98V97H251ZM264 98V96L261 98V99H263ZM149 99V100H150ZM164 99H166V100H164ZM222 99V100H221ZM237 99H239V100H237ZM226 99H224V101H225ZM237 100V101H236ZM252 100H256V99H251V102H252ZM264 100V99H263ZM263 100H261V104H260V106H262V101ZM174 101V100H173ZM219 101H217V102H219ZM232 101V102H231ZM238 102V103H237ZM155 103V102H154ZM249 102L247 101V104H248ZM222 104V103H221ZM223 104H224V102H223ZM232 104V105H231ZM263 105H264V103H263ZM232 106V107H231ZM3 107L1 106V104H0V109H2ZM216 108V107H215ZM231 108V109H230ZM7 109V108H6ZM234 109H235V107H234ZM263 109H264V107H263ZM215 110H217V108L215 109ZM219 110V109H218ZM1 111V110H0ZM226 111V110H225ZM263 111V110H262ZM228 112V111H227ZM231 113V112H230ZM226 115H229L227 118H224L223 120H217L216 118H218L217 116H214L213 117V119L216 121V123H214V125H213V127H217V128H220V127H222V126H224V125H222L223 123L225 124V122H226V120L230 117V114H226ZM223 122V123H222ZM222 123V124H221ZM215 124H218V125H216L215 126ZM220 124V125H219ZM222 129V128H221ZM221 129H220V131H221ZM264 132V131H263ZM263 132H261V133H263ZM261 133L258 135V137L260 136V137H262V135H261ZM264 135V134H263ZM255 138V137H254ZM256 139V138H255ZM255 139H252V141L253 140H255ZM255 142V141H254ZM2 163V162H1ZM0 163V164H1ZM9 163H11V162H5V163H2L4 166H5V168H3L2 166H0V170H3V169H5L6 170V167L9 165ZM1 164V165H2ZM12 165V166H11ZM11 165H9L7 168H9V170H8V172L10 173V169L12 170V172H11V176H7V175H9V174H5L4 176H3V174L4 173H7V172H4L5 170H3V172L1 171L0 172V174L2 175V177H4V178H0V179H2V180H0V186H2V187H0V192L1 193H3V195L1 194V196H0V202H1V205H5L4 207H3V210H1L0 209V212L1 213H3L2 215H0L1 217V219H0V229H1V227H2V229L0 230V243L2 244V242H3V244L2 245H0L1 247H0V259H1V261H0V264L2 263V264H10V263H12V262H17V260L19 259V260H21L22 258H23V256L25 255V253H22L21 255H22V258H21V255H20V253L21 252H19L18 250L17 251H15V249L14 248H11L10 247V245H9V247L10 248H8V244H6V243H8V242H10L9 244H12L11 242H14L11 246L13 247H15V241H16V238H18L19 236H20V233H21V231L23 230V228H24V230H25V227H26V222H28V218L29 217H27L28 216V214H26L25 215V217H26V220L27 221H25V223L24 222H22V221H24L25 220V217H24V214H21V213H23L25 210L24 209H26V208H24V206L25 205H21L23 202V197L21 198V195L22 194H17L16 193V195H14L12 192H15V191H17V190H20V189H22V187L23 186H25V187H29L30 189H32V190H30V191H33V192H36V191H39L40 189L34 184V182H37V183H40L41 181L43 182V180L42 179H40V181H38V180H34V178H33V176L32 175H29V176H24V175H22V174H20V175H18V173H13V169H15V166L13 165V164H11ZM7 171V170H6ZM250 172H251V169H250ZM3 173V174H2ZM6 177V178H5ZM8 177H10V178H8ZM8 179V180H7ZM45 180V182L47 183L48 182V178H45L44 179ZM1 181L3 182L4 181V183L7 185L6 187L4 186L5 184L4 183H1ZM2 184H4V185H2ZM5 188H4V187ZM4 189H6V190H4ZM11 192V193H10ZM5 193V194H4ZM22 193H24L23 194V196H25V193L26 194H28L27 192H22ZM12 194V195H11ZM15 197H14V196ZM18 195H20V196H18ZM29 195H30V193H29ZM27 196L28 195H26V197L25 198H27ZM1 197H6L5 199H3V198H1ZM17 197V198H16ZM29 198H30V196H29ZM2 199V200H1ZM21 199H22V201H21ZM13 200V201H12ZM16 200V201H15ZM5 202V204H3L4 202ZM17 202V203H16ZM19 202H22L21 204H20V207H18L19 206ZM8 205H11L10 207L9 206H7V204ZM15 204H18V206L17 205H15ZM24 204V203H23ZM0 205V207H2ZM260 205V204H259ZM16 206H17V208H16ZM21 206H23V207H21ZM258 206V205H257ZM257 206H255L257 209V211L258 212H255V210H254V212H255V216H256V214H257V216L258 215H260L261 216V214H259V212H263L264 213V210H262L264 207H261L262 206V204L260 205V208H259V206L257 207ZM263 206H264V204H263ZM26 207H28V206H26ZM254 207V206H253ZM254 207V208H255ZM18 208H20V209H22V208H24L23 209V211L22 210H20V209H18ZM17 209H18V211H17ZM28 209V208H27ZM27 209H26V211H27ZM15 210V211H14ZM3 211H5V212H3ZM10 211V212H9ZM12 211H14V213L12 212ZM19 211H21L20 212V214L21 215H23V216H20V214L18 215V213H19ZM245 210H243L242 212H244ZM248 211V210H247ZM28 212V211H27ZM151 212V211H150ZM153 212H155V211H153ZM172 212V211H171ZM174 212V211H173ZM176 212H178V211H176ZM242 212H240V213H242ZM246 212V211H245ZM243 213L244 215H243V218L245 219V216H246V213ZM249 212H251L252 213V211L250 210ZM249 212H248V216L250 217V215H249ZM0 213V214H1ZM10 213V214H9ZM12 213V214H11ZM235 213H237V212H235ZM240 213H239V217H233L234 218V220H235V218H237L236 220H238V222H236V224L237 225H240V224H245V225H247L248 227H246L245 225H244V229L246 230V228H247V230H248V228H254L253 226H255V224H257V223H255L254 221H256V219H257V216L255 217H253V214H252V216L251 217H253L254 218V220H253V218H252V220H251V218H250V220H249V218L247 217V219L250 221H245V223H244V221L242 222V220H239V219H241L242 218V215H241V218H240ZM250 213V214H251ZM262 213V214H263ZM151 214H152V212H151ZM6 216V219H4L5 218V216ZM14 216H16V218L14 217ZM21 218V220L22 221H19L20 223H18V220H20V218ZM4 217V218H3ZM12 217H14L15 218V220H14V218H12ZM262 218L264 217V214H263V216H261ZM242 218V219H243ZM260 217H258V219H257V221L256 222H259V225L260 226H255V227H259V228H264V226H263V223L264 222H261L260 220H263L264 221V218L262 219V218H260ZM4 219V220H3ZM11 220H13L14 222H16V223H13V221H11ZM17 220V221H16ZM173 220H176V218H174ZM259 220V221H258ZM3 221H4V223L5 222H7V223H5V224H3ZM10 224H9V223ZM242 222V223H241ZM31 224H29V222H28V224L31 226V225H33V223L32 222H30ZM247 223V224H246ZM254 223V224H253ZM5 226L4 227V229H3V225ZM8 224V225H7ZM249 224H250V226L252 225V227H249ZM25 226V227H23V228H21L20 226ZM28 225V226H29ZM10 226H13V227H10ZM27 226V227H28ZM29 226V228H27V229H32V227H33V229H37V228H35V226L33 225V226H31L30 227ZM241 226H243V225H240V227L238 228V229H240L239 231L240 232H242V234L244 233H246L245 235H247V231H244V230H242L241 228H243V227H241ZM7 227V228H6ZM20 227V228H19ZM9 228V229H8ZM11 228H13V229H11ZM32 229V230H33ZM4 230V231H3ZM6 230V231H5ZM9 230V231H8ZM10 230H12V232L10 231ZM14 230V231H13ZM18 230H20V231H18ZM250 230V229H249ZM254 230H256L255 232L254 231H252V232H254V234H252V232L250 233V231H249V233L251 234V237H253V236H255V237H257V238H259L258 237V232H260L261 230H258L257 231V229L256 228H254ZM5 233V235H4V233ZM8 232V233H7ZM11 232V233H10ZM14 232V233H13ZM22 232H24V231H22ZM3 233V234H2ZM16 234V235H15ZM239 233H237V236H238V238H242V236L239 234ZM250 234H249V236H250ZM260 234H261V232H260ZM259 234V235H260ZM9 235V236H8ZM11 235V236H10ZM12 235H13V237H12ZM16 236V238H15V236ZM17 235H19V236H17ZM253 235V236H252ZM8 236V237H7ZM260 236H262V235H260ZM3 237V238H2ZM43 237H45V235L43 236ZM244 237H246V236H243V241L244 242H249V244H250V241H251V239H248V236H247V239L246 238H244ZM254 237V238H255ZM263 237H264V235H263ZM6 238V239H5ZM8 238V239H7ZM237 238V239H238ZM256 238V239H257ZM262 238V237H261ZM2 239V240H1ZM3 239H5L4 241H3ZM10 239H12V240H10ZM15 241H14V240ZM237 239H236V241H237ZM253 239V238H252ZM263 240H264V238H262ZM239 240H241V239H238V241ZM246 240V241H245ZM249 240V241H248ZM237 241V242H238ZM242 241V242H243ZM236 242V244H233V243H235V241L232 243L233 244V246H232V248L233 249H236V250H240L241 252H242V250L244 251L242 254L244 255V253H246L247 254V251H245V250H248L249 249V247L251 246V245H248L247 246V244L248 243H242V242H240L241 244H238ZM238 244V246L239 245H243L244 247L243 248H245L246 247V249L244 250L242 247H235V245H237ZM21 245V244H20ZM19 245V246H20ZM6 247V249L5 248H3L5 251H6V254H7V256L9 255V257L11 256V258H9V257H6V255H5V257H6V259H8V260H6L5 259V257H2V255L4 256V254H5V251L2 249V247ZM17 246H18V244H17ZM239 248V249H238ZM248 248V249H247ZM31 249H33V250H35L36 248L35 247H32ZM11 250V251H10ZM4 251V254L2 253V252ZM52 251H53V249H52ZM239 251V252H240ZM18 252V253H17ZM43 252V251H42ZM11 253H13L14 255H10ZM36 255H35V252H34V255H33V253H32V255L33 256H35V258H38L39 256H40V254H41V252H40V254H39V252L38 251H36ZM44 253V252H43ZM41 254L42 256L45 254ZM29 254V253H28ZM242 254L240 255V254H238L239 256H241V257H238L237 258V254L235 255L236 256V258H237V260H239L238 262H240V260L242 259ZM17 256L18 257V259L16 260V258L14 257V256ZM27 255V254H26ZM29 256V255H28ZM33 256L30 258V259H32L33 258ZM38 256V257H37ZM40 257L41 259L43 258H45L46 257V254H45V257ZM230 256L233 258V259H235V257H234V255H231L230 254ZM12 257L14 258V259H12ZM21 259H20V258ZM25 257V259L27 260H21V261H19L18 262V264L20 263V264H24V262L23 261H25L26 263H31L30 262V260H29V258H27V256H24ZM50 257V256H49ZM248 258L247 256H244L243 257V260L242 261H244L245 260V262H244V264H247V262L250 260V259H246V258ZM228 258V257H227ZM226 258V259H227ZM239 258H241V259H239ZM24 259V258H23ZM261 259V258H260ZM260 259H258V261L260 260ZM33 260H36V259H34L33 258ZM33 260H31V261H33ZM47 260V259H46ZM229 260H231V258H228L227 259V264H230L231 262L233 263V261H231L230 263H228V261ZM236 260V261H237ZM252 260V259H251ZM261 260H264V259H261ZM260 260V261H261ZM7 261H9V263L7 262ZM38 261H40V259L38 260ZM45 261V260H44ZM211 261V260H210ZM222 261V260H221ZM221 261L219 262V263H221ZM225 261V264H226V260H224ZM235 260H234V263L236 264V263H238V262H236ZM258 262L257 264H259V263H263V262ZM6 262V263H5ZM35 262H37V260L35 261ZM212 263H209L208 262V264H213L214 263V261H211ZM223 262V261H222ZM249 262H251V261H249ZM248 262V263H249ZM25 263V264H26ZM33 263H34V261H33ZM39 263V262H38ZM38 263H36V264H38ZM40 263L41 264H43V260H41L40 261ZM39 263V264H40ZM218 262H217V264H219ZM231 263V264H232ZM233 263V264H234ZM252 264H255V263H253V262H251ZM15 264H17V263H15ZM216 264V263H215ZM222 264V263H221ZM240 264H243V262L241 263L240 262Z\"/></svg>", "mask_w": 264, "mask_h": 264}]
</instances>
